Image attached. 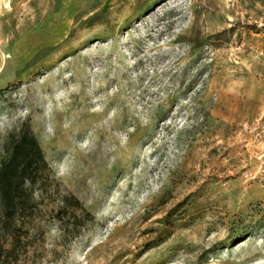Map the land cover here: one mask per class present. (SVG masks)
Here are the masks:
<instances>
[{
    "label": "rangeland",
    "instance_id": "obj_1",
    "mask_svg": "<svg viewBox=\"0 0 264 264\" xmlns=\"http://www.w3.org/2000/svg\"><path fill=\"white\" fill-rule=\"evenodd\" d=\"M20 132L16 264H264V0H0Z\"/></svg>",
    "mask_w": 264,
    "mask_h": 264
},
{
    "label": "trees",
    "instance_id": "obj_2",
    "mask_svg": "<svg viewBox=\"0 0 264 264\" xmlns=\"http://www.w3.org/2000/svg\"><path fill=\"white\" fill-rule=\"evenodd\" d=\"M9 145L10 154L0 164V264H16L25 250L27 233L17 221L30 212L29 189L47 168L33 135L20 132L9 138Z\"/></svg>",
    "mask_w": 264,
    "mask_h": 264
},
{
    "label": "bare ground",
    "instance_id": "obj_3",
    "mask_svg": "<svg viewBox=\"0 0 264 264\" xmlns=\"http://www.w3.org/2000/svg\"><path fill=\"white\" fill-rule=\"evenodd\" d=\"M40 36H41V35H40ZM40 36H38V37L41 39L42 37H40ZM39 38H38V39H36V40H39ZM32 40L36 41L34 38H33Z\"/></svg>",
    "mask_w": 264,
    "mask_h": 264
}]
</instances>
